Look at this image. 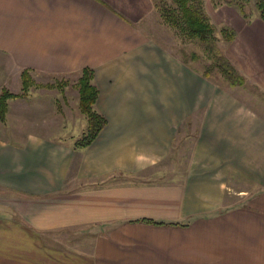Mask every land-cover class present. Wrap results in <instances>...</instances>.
<instances>
[{
  "label": "crops",
  "instance_id": "crops-1",
  "mask_svg": "<svg viewBox=\"0 0 264 264\" xmlns=\"http://www.w3.org/2000/svg\"><path fill=\"white\" fill-rule=\"evenodd\" d=\"M151 5L0 0V54L18 79L91 67L106 119L85 148L0 140V264H264V116L148 37ZM200 107L183 179L145 178ZM230 176L260 189L230 205Z\"/></svg>",
  "mask_w": 264,
  "mask_h": 264
},
{
  "label": "rangeland",
  "instance_id": "rangeland-1",
  "mask_svg": "<svg viewBox=\"0 0 264 264\" xmlns=\"http://www.w3.org/2000/svg\"><path fill=\"white\" fill-rule=\"evenodd\" d=\"M155 1L157 0H151L149 17L143 22V30L148 37L156 40L172 56L186 62L198 75L208 70L209 79L204 82L207 84L206 88L212 86L214 92H228L242 105L263 117L264 86L259 84L262 75L259 68H256L253 55L256 48H263L254 42V38L258 43L264 22L255 7L256 0H199L213 27L216 46L244 78L243 85L233 88L222 76L216 61L204 51L198 40L183 37L163 21L154 7ZM225 28L235 30L233 40H227L222 33ZM8 63L6 55L0 54V92L2 88H6L12 93H20L22 70L18 79L17 71L10 68ZM29 73L32 77L31 71ZM175 75H178L177 71ZM78 76L69 74L53 78H32L34 83L23 97L8 100L6 119L4 122L0 121V140L18 142L25 140L29 135H37L73 144L86 129V118L78 109V91L75 86ZM59 83L62 86H58ZM203 87L202 85L198 92H204ZM96 110L98 111L97 108ZM202 110L201 107L197 108V111L194 110L196 113H193L191 123L186 121L180 124L171 149H166L169 151L168 155L148 170L145 178L164 182L183 179L188 169L195 135L200 127ZM179 119L181 118H176L177 121ZM173 125H176L174 121ZM228 180L231 186H227L224 197L230 205L243 203L247 196L260 189L252 181L242 177L230 176Z\"/></svg>",
  "mask_w": 264,
  "mask_h": 264
},
{
  "label": "trees",
  "instance_id": "trees-1",
  "mask_svg": "<svg viewBox=\"0 0 264 264\" xmlns=\"http://www.w3.org/2000/svg\"><path fill=\"white\" fill-rule=\"evenodd\" d=\"M154 7L167 25L183 37L198 40L202 44L204 51L216 61L222 76L230 86L244 84V78L237 73L216 46L213 27L203 12L199 0H169V2L157 0L154 2ZM255 7L264 22V0H256ZM222 33L225 34L227 40H233L236 35L235 30L227 28ZM202 74L205 77L210 75L208 70H205ZM93 77L94 70L91 67H84L81 69L75 83L78 91V109L86 118V129L74 141V148H85L90 145L106 124L105 117L95 108L99 91L93 83ZM33 83L34 81L28 69H23L21 72L22 91L20 93H12L6 88H2L0 92V121L4 122L6 119L8 100L23 97ZM57 85L62 86L60 83ZM142 221L159 223L151 220Z\"/></svg>",
  "mask_w": 264,
  "mask_h": 264
}]
</instances>
